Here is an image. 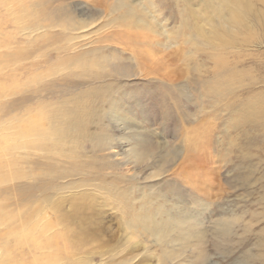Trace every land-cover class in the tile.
Segmentation results:
<instances>
[{
	"label": "rangeland",
	"instance_id": "obj_1",
	"mask_svg": "<svg viewBox=\"0 0 264 264\" xmlns=\"http://www.w3.org/2000/svg\"><path fill=\"white\" fill-rule=\"evenodd\" d=\"M60 2L73 9L72 23L94 21L64 33H28L15 12L0 18V264H43L55 249L69 253L57 264H264V0L51 4ZM121 25L131 33L120 32ZM89 51L84 66L68 61L53 76L32 77ZM95 55L121 60L126 75L108 65L99 69ZM93 71H102V79ZM54 83L72 87L63 96L61 87L51 94L40 90ZM85 91L93 97L83 98ZM21 95H39L48 109L75 96L87 100L83 132L91 137L74 149L83 166L53 182L58 191L52 200L60 205L51 218L67 213L72 220L35 239L46 244L56 232L52 252H32V242L16 237L24 222L31 226L27 214L44 197L38 190L29 200L34 205L21 201L31 181L21 175L22 157L32 164L45 154H21ZM99 135H108V146L98 145ZM142 139L148 151L137 164L134 150ZM69 147H63L68 157Z\"/></svg>",
	"mask_w": 264,
	"mask_h": 264
},
{
	"label": "bare ground",
	"instance_id": "obj_2",
	"mask_svg": "<svg viewBox=\"0 0 264 264\" xmlns=\"http://www.w3.org/2000/svg\"><path fill=\"white\" fill-rule=\"evenodd\" d=\"M55 1H62V0H9V1L8 0H0V9H2V13H1L0 18L8 15V12H11L13 15H14L13 12H15L14 20L16 21V23L18 22L19 27L21 28L20 30H24V31L27 30L28 33L36 32L39 29L45 30V29H51V28H57L62 33H64L66 31H73L75 29L84 28V27L88 26L90 23H92V21H94V19H92V20H90V22H86V23H82V22L72 23V22H74L73 20H75V18L73 16V9L69 8L67 5L66 6L63 5V2H60L59 4L52 5L51 3L55 2ZM10 3H12V4H10ZM101 3H102V0H97L96 4H97V6H99ZM110 3H114V2H110ZM110 5L111 4H109V6ZM120 5H119V7H120ZM125 5L124 6L122 5L124 7V11L129 12V9H127V7ZM106 6H108V5H106ZM113 6H114V10H115L117 6L116 5H113ZM9 7H11L12 10ZM129 16H131V15H129ZM4 21H0V26L2 24H5ZM84 21H86V20H84ZM124 23H126V21ZM124 23H123V21L121 22V24H124ZM11 24H13V23H11ZM121 26H122L121 28H123L122 30H124V31H120V32L131 33L130 32L131 26H129V28L126 27L128 25H126V26L121 25ZM115 33H118V32L116 31ZM140 33H141V31H140ZM90 53H91V51L83 52L82 54H72L70 57L63 59V62L62 61L59 62L58 67L52 68V67L48 66L46 69L47 73H36V74H34L35 76L33 75L32 77H35L34 79L36 82L38 80L41 81L44 77H47V76L49 77V75L53 76L54 73H56L59 70L60 66H64L65 62H68V61H71V63L73 62V65L82 64L84 66L85 63H88L87 62L89 59L88 54H90ZM95 56H97V55H95ZM144 56H145V54H144ZM14 57L17 59H20L22 56L18 54V55H14ZM90 59H92V58L90 57ZM21 60H22V58H21ZM97 60L101 61V62L95 63V64H98L99 69L108 65L111 68V70L114 72V74L117 73V74L126 75L125 70H128V68L122 62L120 63L121 60L119 62L118 61L110 62L109 59H106V58L105 59H102V58L99 59L98 56H97ZM89 63H90V65H93L92 62H89ZM62 69H64V67H62ZM46 70L44 72H46ZM82 71H83V73H86L88 70L83 69ZM19 73L21 74V72H19ZM31 73L32 72H30V74ZM69 73H72V72H69ZM80 73H82V72H80ZM100 74H103L102 71H100V72L99 71H93L91 76H93L95 80H97V79L101 80L102 75H100ZM19 78H20V83L17 86H19L21 84V77H19ZM28 80L32 81V84H33V80H31L30 78ZM28 80H26V81H28ZM64 80H66L65 82H66V84H68L67 83L68 78H65ZM77 82H80V81H77ZM22 83L24 85V82H22ZM71 85H68L69 87L66 88V90H62L63 88L60 86L61 89L57 90L58 93H61L62 96L65 95L67 93V90L70 87H72ZM25 87L27 88V86H25ZM59 88H58L57 83H54L49 87H47V86L44 88L42 87V88H40V90H43V91L51 94L52 92H54L55 89H59ZM22 89L23 88L21 86V91H22ZM5 90H7V89L5 88ZM18 90H19V88H18ZM30 92H31V90H30ZM7 93H8V91H7ZM23 93H24V91H23ZM37 93H38V91H37ZM0 95H1V92H0ZM2 95L4 96V94H2ZM7 95L8 94H6V96ZM82 95H83V98L85 97L87 99H91V96L93 94H92V91H90V92L85 91L82 93ZM38 96L39 95H37V96L35 95V97H38ZM35 97L34 96H26V95H21V97H20V101L22 103L21 109H20L21 114H20V119H19V121H20V129H19L20 149L22 150L21 154H27L30 151L32 154H34V153L36 154L40 151H43L45 154H44V156L42 155L41 159L42 158H45V159L43 161L39 158L40 156H37L38 160L34 159L32 164H28L27 163L28 162L27 157L26 158L22 157L21 175H22V177H26V176L29 177L31 181H29L26 185L27 188H25V189H28V190H26L27 192H24L25 189H22L21 201L28 204L30 198H32V199L36 198L35 195H36V192L38 190L43 192L44 197H43V200L39 201V203L36 206L33 204L35 202L34 200H31L29 202V204L34 205L33 209H32V213L28 212L31 215L27 214V217H29V224H31V226L28 227L27 226L28 224L26 222H24L25 224L22 225V230L19 232V235H17L16 237H17L19 242H23V243L27 244V246L30 242H32V247L31 248L28 247L29 250H31L32 252H34V250H39L38 253H40V251L45 249L46 247H49L51 249V252L55 248H57L58 247V241L56 239H58L59 235H57L56 232L52 231V235L47 236L48 242L46 244L39 242L40 238L38 235L39 234L43 235V233L45 231L55 230V228H58V227L66 228V226L72 220L71 219L72 214L70 215L67 213L59 214L57 216V218L56 217L51 218L53 212L58 211L59 205H60L59 202H53V200H52L53 196H55L56 192L58 191V189L57 190L55 189V184L53 182H55L57 179H63L64 180L65 178L73 175L76 172L75 171L76 167L83 166L82 165L83 163H81L82 161H80L81 164L79 163V161H78L79 156L77 153H75L74 149L77 147L78 142H81V141H84V140L90 138L91 135L85 134V132H83L86 128V125L83 123V117L85 116V114H88L87 109H86V107H87L86 101L87 100H82L83 98L79 99L75 96L74 97L75 99L73 101H69V103L67 100L61 101L59 106L48 109L47 108L48 107L47 102H45L44 100L42 101L39 98H37V100H36ZM59 98H60V96H59ZM20 101L17 100L18 105H19ZM29 101H31V104H27ZM8 107H12V106L10 105ZM87 135H88V138H86ZM108 139H109L108 135H99L97 137V143H98V145H101V146H108L107 145L108 144L107 142L109 141ZM66 144H67V147L70 146L68 148L70 151H68V150L67 151L69 153L72 152V155L70 154L69 157L65 153V150H63V149H65L63 147L66 146ZM136 144L137 145H136V148L134 150L133 158L135 160V163H137V164L143 163V160L147 156V151H148L147 143L145 142V140L142 139V141L140 143H136ZM39 155H41V154H39ZM62 157H64V158H62ZM65 160H67L68 162L66 163ZM134 160H133V162H134ZM64 163L73 165V167H71V170L70 169L65 170ZM27 164H28V166H27ZM60 181H62V180H60ZM53 184H54V187L52 186ZM56 184H57V182H56ZM62 184H63V182H62ZM67 192H70V191H67ZM43 205L46 206V208L48 210L47 212L43 210V207H44ZM73 205L76 207V204L73 203ZM23 217H24V215H23ZM26 220H27V218H26ZM39 226H41V227H39ZM26 227L30 228V229H34L37 231V234L34 238H32V234L29 233L28 230H26ZM122 231L124 232L123 235H124V238L126 240H131L133 238L134 235L131 233H128V231H126L125 228H122ZM132 233H133V230H132ZM58 234H59V232H58ZM65 236H67V235H65ZM47 237H46V239H47ZM65 238L62 237V240H63V243L66 245ZM35 239H38L39 241H36ZM59 245H60V243H59ZM133 245H134V247H138L142 244L140 243V241L139 242L134 241ZM68 258H69V253H64L61 255L59 253V251H57V249H55V252L53 254H49L47 256L42 257V260H44V261H42V263L47 264V261H49L48 259H50L54 264H57L60 260L65 261V259L67 260ZM159 260L156 262V264L161 262ZM201 260H204V259L201 258ZM125 262H126L125 260H122L120 262V264L125 263ZM64 263L67 264L66 262H64Z\"/></svg>",
	"mask_w": 264,
	"mask_h": 264
}]
</instances>
